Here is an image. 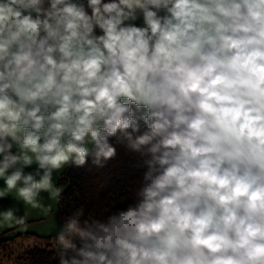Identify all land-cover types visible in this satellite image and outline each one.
Returning <instances> with one entry per match:
<instances>
[{
  "label": "clouds",
  "instance_id": "clouds-1",
  "mask_svg": "<svg viewBox=\"0 0 264 264\" xmlns=\"http://www.w3.org/2000/svg\"><path fill=\"white\" fill-rule=\"evenodd\" d=\"M111 138L134 202L64 219L57 264H264V0H0V198L51 214Z\"/></svg>",
  "mask_w": 264,
  "mask_h": 264
},
{
  "label": "trees",
  "instance_id": "trees-1",
  "mask_svg": "<svg viewBox=\"0 0 264 264\" xmlns=\"http://www.w3.org/2000/svg\"><path fill=\"white\" fill-rule=\"evenodd\" d=\"M110 142L117 147V156L107 161L104 167L94 166L89 156L85 166L66 167L59 176L57 185L63 191L58 210L63 221L81 207L84 209L85 217L93 214L99 218L107 209L110 211L125 209L128 204L134 202L133 194L138 187V181L146 171L144 160L147 157L142 158L123 145L116 144L114 138H111ZM17 229L18 227L10 229L0 235V251L5 250L9 244L27 238L33 244L28 245L30 248L26 254L25 264H57L56 252L59 246L54 244L57 243L56 236L39 237L21 233L9 238L8 236ZM38 242L46 244L40 246ZM0 264L10 263L0 257Z\"/></svg>",
  "mask_w": 264,
  "mask_h": 264
},
{
  "label": "rangeland",
  "instance_id": "rangeland-1",
  "mask_svg": "<svg viewBox=\"0 0 264 264\" xmlns=\"http://www.w3.org/2000/svg\"><path fill=\"white\" fill-rule=\"evenodd\" d=\"M63 191V190H62ZM41 203L45 206L50 205L53 209L54 207V214L53 216L43 223L34 224L35 228L32 231L38 232L39 237H50L56 236L57 232L60 230V225L64 222L59 210H58V202L56 199H49L48 193H43L41 196ZM38 211H43L42 208L38 209ZM52 213V212H51ZM33 229V228H32ZM31 230H17L16 232L10 234L8 237H13L17 234L25 233ZM33 240V239H32ZM18 243H13L7 245L5 250L0 251V257L3 258L5 262H9L10 264H25L26 262V254L29 251L28 245H32L27 238L21 239V241H16ZM32 242V241H31ZM39 245L42 243L38 242ZM46 243L41 244L40 246H45ZM55 245L59 246L58 243H54ZM34 247V246H33Z\"/></svg>",
  "mask_w": 264,
  "mask_h": 264
},
{
  "label": "crops",
  "instance_id": "crops-1",
  "mask_svg": "<svg viewBox=\"0 0 264 264\" xmlns=\"http://www.w3.org/2000/svg\"><path fill=\"white\" fill-rule=\"evenodd\" d=\"M104 2H109V0H104ZM136 23L139 25L142 23V21L138 20V21H136ZM97 34H99V30H97ZM13 151L14 152L16 151L15 146L13 147ZM34 167H35V165H33V168ZM31 170H32L31 168L26 169V171H31ZM60 175L61 174H59V173L54 174V179H55L56 183L58 182ZM2 187H3V181H0V188H2ZM42 195H43V193L41 194V196ZM9 208L16 210L15 215L17 217H26V224L25 225H15L14 227H7V225L3 221V218L0 217V235L3 234L4 232L10 230V229L18 227L17 230H21V229L26 228V229L31 230V231H28L25 233L37 236L38 232L36 233L35 232L36 230L32 231L35 228L34 224L43 223L45 221H48L54 214V210H53L54 207L52 209V213L46 215L44 213V211H40V212L38 211V209H40V208H32L28 205L23 204V202L18 201L16 199L14 192L9 196H6L4 198H0V212H3L4 210H7ZM13 224H15V221H13Z\"/></svg>",
  "mask_w": 264,
  "mask_h": 264
},
{
  "label": "built area",
  "instance_id": "built-area-1",
  "mask_svg": "<svg viewBox=\"0 0 264 264\" xmlns=\"http://www.w3.org/2000/svg\"><path fill=\"white\" fill-rule=\"evenodd\" d=\"M85 3H86V0H85Z\"/></svg>",
  "mask_w": 264,
  "mask_h": 264
}]
</instances>
